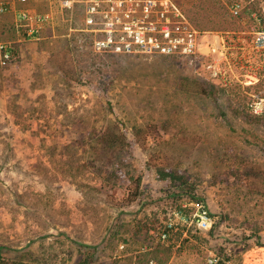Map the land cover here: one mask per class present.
<instances>
[{
  "label": "rangeland",
  "instance_id": "374dc122",
  "mask_svg": "<svg viewBox=\"0 0 264 264\" xmlns=\"http://www.w3.org/2000/svg\"><path fill=\"white\" fill-rule=\"evenodd\" d=\"M176 1L205 34L196 55L101 51L100 19L83 6L65 11V37L10 42L7 64L0 50L5 259L264 264V0ZM191 80L217 85L218 97L190 93ZM109 125L159 133L135 150L144 195L133 205L124 202L125 180L108 183L113 170L102 177L92 166V144ZM164 155L188 185L158 181L149 163ZM200 205L213 228L187 226L162 245L169 221L184 227L175 212L193 217Z\"/></svg>",
  "mask_w": 264,
  "mask_h": 264
},
{
  "label": "built area",
  "instance_id": "2783aa9c",
  "mask_svg": "<svg viewBox=\"0 0 264 264\" xmlns=\"http://www.w3.org/2000/svg\"><path fill=\"white\" fill-rule=\"evenodd\" d=\"M27 3L31 0H20ZM65 11L78 6L85 7L87 13L100 19L99 31L104 34L98 39L96 48L101 51L127 54L196 55L203 45L204 33L190 21L175 0H58ZM6 7L0 6V14ZM239 13V9L235 10ZM24 20L34 21L30 35L37 38L43 25L52 20V15L22 13ZM1 62L7 64L11 52L0 45ZM214 51L218 49L213 47ZM182 226H196L208 231L214 226V218L204 205H200L193 217L182 211L175 212ZM168 228L180 226L173 221ZM166 237V234L163 235ZM211 259V263H216ZM153 264L154 261L152 262Z\"/></svg>",
  "mask_w": 264,
  "mask_h": 264
},
{
  "label": "trees",
  "instance_id": "16d2710c",
  "mask_svg": "<svg viewBox=\"0 0 264 264\" xmlns=\"http://www.w3.org/2000/svg\"><path fill=\"white\" fill-rule=\"evenodd\" d=\"M177 3L181 7L180 3ZM252 13L253 11L250 12V14ZM261 25L264 29V19H261ZM8 50L11 52L10 48H8ZM259 78L261 82L260 85H263L264 87V69L260 71ZM186 88L190 93L196 95L213 98L218 97V89L217 85L215 84H208L207 86L198 80H191L186 84ZM262 90H264V88ZM250 117L253 121L258 120L257 116L254 117L250 115ZM156 134H159L156 127H148L145 129L140 128L137 130L134 129L133 131H128L121 130V128L117 125H109L96 135L97 137L95 139V143L92 144L91 151L94 160L92 166L102 177L103 174L107 172V170H113L112 174L108 177H105L104 175L105 180L108 179V183H111L112 180H125L126 185L124 202L127 205H133L137 203L144 195V190L142 187L144 173L136 164L135 150L141 144L145 145L146 142L150 141L152 137L156 136ZM157 160L159 163H155L156 165H154L153 161L149 163V166L151 170L156 168V166L159 168L158 173L156 174L158 181L164 182L171 188L175 189L188 185V176L181 173L180 163H178L175 158H173L171 155H164ZM178 232H191V229H187V226L168 228L166 225L165 229L160 232V240L163 242L162 245H164V243H171L174 240V236ZM164 234H166L165 238L163 237ZM152 260L158 264V262H156L154 259ZM0 264L15 263L10 262L0 255ZM213 264L226 263H224V261H217Z\"/></svg>",
  "mask_w": 264,
  "mask_h": 264
},
{
  "label": "crops",
  "instance_id": "0c3cea01",
  "mask_svg": "<svg viewBox=\"0 0 264 264\" xmlns=\"http://www.w3.org/2000/svg\"><path fill=\"white\" fill-rule=\"evenodd\" d=\"M1 5H4L6 10L0 14V45L7 46L10 42L21 43L30 35L35 22L23 19L22 13L25 11L32 14L52 15V20L43 25L40 36L34 37L33 40H54L65 37V9L58 0H31L27 3L20 0H0Z\"/></svg>",
  "mask_w": 264,
  "mask_h": 264
}]
</instances>
